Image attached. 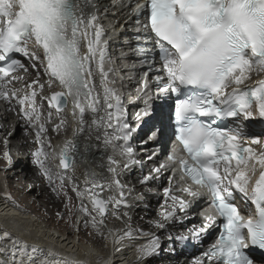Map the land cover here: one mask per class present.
<instances>
[{
  "label": "snow or ice",
  "instance_id": "obj_1",
  "mask_svg": "<svg viewBox=\"0 0 264 264\" xmlns=\"http://www.w3.org/2000/svg\"><path fill=\"white\" fill-rule=\"evenodd\" d=\"M89 6L88 0L83 6L81 0H0V99L9 103L14 100L35 130L38 147L31 152L33 163L49 184L55 185L53 191L58 196L63 194L69 215L73 206L66 185H71V192L80 201L76 211L82 217H76L77 223L83 218L85 227L90 225L104 240L111 238L114 245L135 235L146 237L147 243L137 249L138 259L143 261L158 256L162 242L155 233L134 230L129 212L121 213L122 208L131 205L120 180L119 162L108 156L110 178L100 180L86 171L83 181L77 183L75 140H66L57 151L45 135L46 125L52 120L51 109L60 114L71 105L76 131L82 130L86 115L90 114L92 125L105 130V146L120 149L126 159L123 168L140 162L135 159L131 142L139 123L137 127L131 125L123 99L113 86L115 81L110 79L114 69L106 67L111 59L103 40V26L96 12L86 13ZM134 12L137 21L141 16L146 18L143 27L156 50L151 60L144 61L148 70L140 95L145 107L135 119L140 122L154 114V97L149 94L151 73L158 88L156 98L172 101L174 112L169 116L164 110L167 105L161 107L149 138L164 136L171 127L167 121H174L175 140L186 155L170 154L167 159L173 165L179 164L181 181L187 177L191 182L174 190L172 177L169 178V187L163 189L162 219L152 226L165 229V222L175 217L177 205L182 212L191 207L176 191L196 199L200 189H204L211 197L212 210L205 215V222L189 229L190 236L169 235L168 239L180 245L200 243L209 229L216 227L218 239L193 264H255L246 250L251 246L264 251V150L257 152L251 145L264 146V139L246 137L242 121H264V0H144ZM30 44L35 46L32 51ZM14 54L28 57L33 68L39 61L48 78L46 84L37 68L35 79L15 87L14 82L23 78L14 73L28 69ZM254 75L260 78L253 81ZM54 83L60 91L44 95L45 87L51 89ZM38 97L41 103H37ZM43 101L50 109L47 118L43 117ZM66 124L61 119L54 130L59 131ZM4 158L8 165L13 163L9 152L4 153ZM164 168L165 164L154 166L141 183L146 185L157 179ZM152 190L148 188L149 192ZM105 192L107 195H102ZM237 194L246 207L249 203L254 206V215L251 208L247 216L241 214ZM4 199L20 208L6 188ZM109 216L127 218L125 228H109ZM217 217L221 218L219 223ZM0 264L87 261L29 244L7 228H0Z\"/></svg>",
  "mask_w": 264,
  "mask_h": 264
},
{
  "label": "bare ground",
  "instance_id": "obj_2",
  "mask_svg": "<svg viewBox=\"0 0 264 264\" xmlns=\"http://www.w3.org/2000/svg\"><path fill=\"white\" fill-rule=\"evenodd\" d=\"M93 0H88L91 4ZM82 6L84 0H81ZM90 6L85 8L86 13ZM30 49L34 48L30 45ZM31 50V51H32ZM40 54V53H38ZM32 61H24V66L27 68V72L20 70L14 75H18L23 79L19 82H14L15 87H23L26 83H30L35 76L32 71ZM37 67L43 70V66L39 61L36 62ZM255 76V75H254ZM260 77L255 76L256 80ZM47 77L43 76L42 82L47 81ZM60 90L59 85L54 83L52 88L49 89L47 86L44 89V95L48 96L51 92ZM4 108L0 110V207L2 200L4 199L5 188L11 197L20 205V208L30 212L25 214L11 213V209L1 208L3 211L2 217L0 216V228H7L15 236H19L21 239L26 240L29 244H36L41 248H52L58 251L62 255L69 257H75L80 260L87 261V264H96L100 260V264H104L105 261L112 260V252L115 253L114 249L119 248L120 251L125 250L127 257L135 255L131 253V248L126 245L125 247L122 242L121 245H114L112 239L104 240L100 236L94 233V230L89 225L85 227L83 219L80 223V231H87L91 238H84L76 242L75 230L73 227L71 231H67L66 227L71 225L70 222L73 219L74 224L77 216H82L81 213H76V206L79 205L74 199L75 194L69 191L71 185H66L69 195L72 196V213L69 215L68 208L65 206L68 202L61 193L59 196L56 191H53L55 185H50L49 182L40 174L38 168L33 163L31 152L35 150L38 145L34 143L35 130H31L32 135L25 132L21 128L23 127L24 120L22 113L19 110V105L13 100L11 103L0 99ZM37 103H41L39 97ZM47 101H43V117L47 118L49 107L46 105ZM48 104V103H47ZM19 111L18 114L15 111ZM52 111V120L47 123L48 131L45 134L48 138H58L59 146L61 147L66 140H75L77 145L76 155V171L75 175L78 177L77 183H81L84 179L83 169L84 166L105 173L104 163L107 156V146L104 144V129L97 128L92 125V117L90 114L86 115V123L82 126V130L76 131L77 124L72 119L71 105L68 106L62 113L57 114L54 109ZM10 113V115H9ZM61 119H65L67 124L62 127L59 131H55V125L60 122ZM253 123V126L244 127L245 131L249 135L260 136L264 139V125L260 124V120H249ZM249 121H242L245 123ZM16 123L15 132L6 138V133L11 127L12 123ZM243 125V126H244ZM99 137V139H98ZM34 139V140H33ZM7 140V143H5ZM52 143V140H51ZM8 144V146H7ZM53 145V144H52ZM12 147V151H10ZM254 148L259 152L264 150V146L254 145ZM9 152L13 163L8 165L7 160L4 158V153ZM88 161L90 163H88ZM99 172H95L96 175ZM31 185V187H29ZM107 195V193H102ZM149 202H137L135 207L128 211L131 216V225L133 229H143L146 232H153L155 227L152 225L154 222L159 221L161 218L160 213L156 211V198L154 194H149ZM6 201V200H5ZM9 202L14 206L11 201ZM19 208V209H20ZM76 211V212H75ZM35 212L40 214L39 217L34 216ZM8 213H11L10 215ZM57 213L61 215L58 216ZM76 213V214H75ZM45 221H42V220ZM126 222L127 218H122ZM49 220V221H47ZM198 220L195 217L185 224L175 225L171 228L170 234L174 235H185L184 230L191 229L195 226ZM106 222L113 223L112 228L119 229V225L115 218L109 216ZM125 228V227H124ZM121 229V228H120ZM123 230V229H122ZM59 233V235H58ZM160 231L155 234L159 235L162 240V250L158 256L147 258L145 264H193L194 257L200 254V248L198 244L186 243L180 245L173 243L168 239L169 234L166 237H161ZM80 234V233H79ZM78 234V235H79ZM57 235V236H55ZM60 235H67L68 238L57 239ZM71 237V240H70ZM203 239L202 241H204ZM135 248H139L144 242H147L146 237H136V235L130 239ZM130 244V243H129ZM134 249V248H133ZM135 250V249H134ZM112 251V252H111ZM117 252V251H116ZM96 253H99V258H96ZM124 254V253H123ZM134 257V256H133ZM119 258H116L114 263L119 262ZM127 259L123 256L120 261ZM126 264H136L137 257L126 261ZM112 264V263H111Z\"/></svg>",
  "mask_w": 264,
  "mask_h": 264
},
{
  "label": "rangeland",
  "instance_id": "obj_3",
  "mask_svg": "<svg viewBox=\"0 0 264 264\" xmlns=\"http://www.w3.org/2000/svg\"><path fill=\"white\" fill-rule=\"evenodd\" d=\"M37 65H36V68H33V72L35 73V76H34V78L37 76ZM39 69V68H38ZM39 71H40V78L42 79L43 78V70H42V67H41V70L39 69ZM46 105L48 106V104L46 103ZM49 107V106H48ZM18 110L17 111H15V113H17L18 114ZM9 115H10V113H9ZM23 120H24V122H23V127L21 128L22 130H24L25 132H27V133H29V135L31 136L32 135V133H31V130H34L33 128H31V130L30 129H28L30 126H29V123H28V121L26 120V119H24V118H22ZM243 124V123H242ZM244 125V124H243ZM34 140V139H33ZM51 140H52V137H51ZM35 141V140H34ZM35 143V142H34ZM69 191L71 192V186L69 187ZM74 199H75V201L77 202V203H80V201H78L77 199H76V197L74 196ZM76 212V211H75ZM77 214L79 213V212H76ZM75 213V214H76ZM129 214H130V212H129ZM34 216H36V217H39L40 216V214H38V212H35V214H34ZM74 219V218H73ZM73 219L71 220V222H70V224L71 225H69V226H67L66 227V230L67 231H71V228L73 227V231L75 230V227H74V221H73ZM42 221H45L44 219L42 220ZM47 221H49V220H47ZM115 221H117V224L120 226V228H123L124 229V227L126 226V223L124 222L125 220H123V219H115ZM46 222V221H45ZM107 223V225H108V227L109 228H112V226H113V223H110V222H106ZM72 226V227H71ZM122 230V229H121ZM81 233L79 234V237L81 238L80 240H82L83 239V237L84 238H88L89 239V241L91 240V236H90V234L86 231H80ZM162 235H166V234H162ZM91 237V238H90Z\"/></svg>",
  "mask_w": 264,
  "mask_h": 264
}]
</instances>
